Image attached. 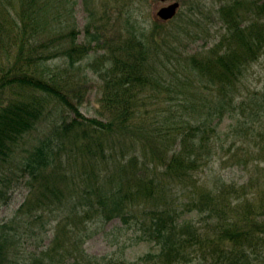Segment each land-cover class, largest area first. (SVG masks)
Here are the masks:
<instances>
[{
    "label": "trees",
    "instance_id": "trees-1",
    "mask_svg": "<svg viewBox=\"0 0 264 264\" xmlns=\"http://www.w3.org/2000/svg\"><path fill=\"white\" fill-rule=\"evenodd\" d=\"M74 2L0 0V199L16 165L40 187L1 226L0 264H94L83 248L89 225L114 218L153 243L130 264H261L264 175L210 187L198 174L228 142L245 147L249 161H264V86L248 89L249 71L264 64V0H222L217 39L188 55L171 51L169 36L155 39L156 29L139 35L127 20L133 28L126 25L127 37L98 69L110 109L103 119L79 107L74 75L89 45L77 42ZM56 107L60 134L32 146ZM61 138L80 154L75 195L46 183L51 142L63 145ZM30 212L56 223L50 242L31 255L16 242L22 229L33 231Z\"/></svg>",
    "mask_w": 264,
    "mask_h": 264
},
{
    "label": "rangeland",
    "instance_id": "rangeland-1",
    "mask_svg": "<svg viewBox=\"0 0 264 264\" xmlns=\"http://www.w3.org/2000/svg\"><path fill=\"white\" fill-rule=\"evenodd\" d=\"M75 9V28L77 30V42L89 45V54L80 63L81 66L75 73V82L78 95L82 101L80 105L81 113L88 118L103 119L110 114V109L102 99L101 76L98 69H104L103 58L111 55L112 48L119 47L125 39L126 25L131 29L135 25L134 31L139 35L148 37L155 32V39L161 41L164 36H169L173 44L168 46L173 52L177 50L192 54L198 51L207 50L217 39L222 26L214 10L221 4L222 0H74ZM178 1L180 6L176 15L171 20H161L157 15L160 8L172 2ZM130 20V23L129 21ZM179 44L181 47H179ZM63 65V63H59ZM78 66V67H79ZM103 72V71H102ZM248 89L264 86V64H256L249 71ZM155 102V101H154ZM149 110L155 106L150 99L146 103ZM54 112L47 118L42 128L35 131L31 136V144L39 145L50 139L56 140L61 130L54 131L56 124L60 123V115L63 108L56 107ZM65 118L68 113H65ZM70 116V115H69ZM230 120L222 123L219 132L227 130L226 126ZM222 135V134H221ZM223 137V135H222ZM63 145L55 146L51 142L56 154L55 162L48 170L46 178L47 185L71 186L66 192L68 195L73 192L75 195V164L80 154L66 138L60 139ZM254 157L246 151L245 147L239 145L229 146L225 143L223 149L216 152L210 163L198 174L204 183L210 187L217 186L223 182L245 184L250 175H264V161L257 165V162L249 161ZM246 160L248 162H246ZM9 171V187L4 198L0 199V228L3 224L9 223L17 213L18 209L25 200H35L38 195L39 186L30 176H23L17 165ZM34 183L30 187V183ZM80 182L82 180L80 179ZM178 195H183L184 191L180 188ZM50 194V193H49ZM55 198V197H54ZM63 200V197H62ZM58 202L59 199L56 198ZM244 209L243 206L240 207ZM28 228L33 227V231L21 230L22 223L19 221V230L16 242L23 252L30 254L39 252L47 245L55 232L56 223L48 222L45 215L43 219L36 217L38 213L30 212ZM28 216V215H25ZM189 217L188 214H183ZM120 218H114L109 222H92L88 236L85 237L83 248L85 252L96 257L100 264L106 260H113L114 264H130L143 256L145 252L151 251L153 243L137 239L134 230H126ZM15 226V227H16ZM70 238V236H68ZM70 243V241H67ZM73 240H71V243ZM104 258V259H103ZM264 264V256L261 258ZM59 264H73L72 259H67Z\"/></svg>",
    "mask_w": 264,
    "mask_h": 264
},
{
    "label": "water",
    "instance_id": "water-1",
    "mask_svg": "<svg viewBox=\"0 0 264 264\" xmlns=\"http://www.w3.org/2000/svg\"><path fill=\"white\" fill-rule=\"evenodd\" d=\"M179 6H180V3L178 1L172 2L171 4L160 8V10L158 11V15L160 18L164 20L172 18L173 16H175Z\"/></svg>",
    "mask_w": 264,
    "mask_h": 264
}]
</instances>
